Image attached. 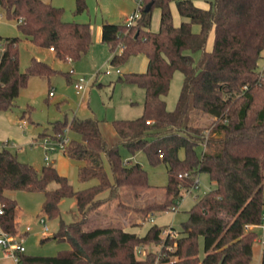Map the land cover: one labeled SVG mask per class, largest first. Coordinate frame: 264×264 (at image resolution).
I'll list each match as a JSON object with an SVG mask.
<instances>
[{"label": "trees", "instance_id": "1", "mask_svg": "<svg viewBox=\"0 0 264 264\" xmlns=\"http://www.w3.org/2000/svg\"><path fill=\"white\" fill-rule=\"evenodd\" d=\"M206 1L207 7H200L193 0H142L132 26L102 23L101 38L113 53V65L144 54L148 66L144 72L119 76L141 86L145 100L141 116L112 121L115 142L108 141L96 117L75 116L53 124L55 139L67 129L80 135L68 142L64 153L85 161L78 170L80 181L96 179V184L75 190L53 163L38 170L20 161L7 146L0 150L1 227L17 232L19 205L9 191H39L45 195L43 213L60 218L59 230L46 239L69 244L54 256L24 254L21 264H252L258 233L247 226L258 224L264 210V75L259 68L264 51V0ZM172 2L182 17L179 25L174 23ZM157 7L160 25L153 31ZM0 9L7 19L16 20L33 43L53 48L63 60H79L93 45L91 24L63 20V7L44 0H0ZM86 9L87 0H76V13ZM212 33L213 47L208 50ZM0 41L5 45L0 55L1 112L14 106L30 76L50 78L60 71L35 57L21 71L20 38L0 35ZM176 71L184 79L177 105L170 111L165 97ZM62 73L73 82V71ZM192 110L213 120L206 127L192 125ZM121 146L131 156L144 152L150 163L166 164L169 181L163 200L141 206L127 203L128 197L140 195V190L151 185L140 162L124 163ZM199 146H203L200 155ZM200 172H207L216 188L194 203L180 234L176 230L165 234L167 228L157 224L145 234L117 226L87 228L92 213L109 200H118L119 208L133 213L132 225L143 224L153 212L174 210L183 192L198 185ZM52 183L56 186L51 187ZM105 191L109 195L101 198ZM65 197H74L78 208V217L69 223L59 207ZM200 237L204 239L203 257ZM147 244L161 245V249L138 258L137 248Z\"/></svg>", "mask_w": 264, "mask_h": 264}, {"label": "rangeland", "instance_id": "2", "mask_svg": "<svg viewBox=\"0 0 264 264\" xmlns=\"http://www.w3.org/2000/svg\"><path fill=\"white\" fill-rule=\"evenodd\" d=\"M200 7H207L206 0H193ZM55 6L64 8L63 20L71 22L90 23L93 34V45L90 51L76 61L70 59L63 60L56 56L54 51L48 47H41L31 41L17 27L16 20L7 19L0 16V35L3 37H19V57L20 69L26 71L31 64L32 58L42 60L54 69L60 71L51 76L32 75L26 86L22 87L14 106L11 109L0 112V150L4 143L8 142L10 149L20 161L27 162L38 170L44 165L53 163L58 171L66 175L71 181L75 190H80L96 184L93 179L89 182H82L78 177L79 167L85 161L71 158L64 154L63 148L57 145L53 137V124L58 120L71 121L73 117L87 118L96 117L102 121V128L106 138L110 143L117 140L116 132L112 126L115 119H134L142 115L145 100V90L136 83L120 80L129 72H144L148 66V58L144 54L132 56L125 64L115 66L110 59L113 55L109 45L102 41L101 26L104 21L111 23H123L126 18L133 14L138 8L135 0H87V9L82 13H76V0H49ZM174 13V23L179 25L180 14L175 2L171 4ZM160 25V9L154 8L151 29L157 31ZM214 34L208 39V50L213 47ZM119 52V48L117 49ZM200 56L195 54L196 59ZM72 80L80 75L90 79L89 86L84 93H77L73 82H69L62 72L72 71ZM121 69L118 73L116 69ZM259 68H264V51L259 60ZM111 70V73H107ZM184 75L181 71H176L171 81L169 93L166 95L167 109L172 111L177 105L181 92ZM52 92V94H50ZM213 119L207 114L196 110L191 111L190 124L206 127ZM25 121V124H24ZM66 138L79 139L80 135L72 130H66ZM47 143H45V139ZM47 147H54L47 150ZM198 154L203 151V146L198 147ZM48 153L50 160H46ZM121 153L124 158H132L128 150L121 146ZM139 156L133 157V162H140L148 172L150 187L140 190V195L135 193L127 198V203L134 206H141L150 201H161L164 199L166 185L169 181L166 164H152L144 152H139ZM184 157V151L180 152ZM105 166L110 176L111 167L105 159ZM198 185L193 186L188 191L183 192L182 199L174 210H164L153 212L143 224L132 225L136 217L131 212L118 207V200H109L104 206L95 210L87 226L88 229L97 227L117 226L124 227L130 232L145 234L153 224L166 227L167 234L170 230L177 234L183 230V222L188 219V211L194 203L204 193L216 188V183L210 178L207 172L198 174ZM56 184L52 183L51 187ZM138 192V193H139ZM9 194L14 197L21 207V219L19 229L24 231L26 225L32 230L25 233L24 245L25 254L54 256L61 250L69 248L67 242H59L55 239H46L56 233L60 228V218H49L43 213L42 204L44 193L28 190H11ZM109 195L108 191L103 192L100 197ZM124 201V199H123ZM124 201V202H126ZM1 207V201H0ZM61 216L65 222L69 223L78 217V208L74 197H65L59 204ZM264 211V210H263ZM44 219L49 226V230H44ZM140 220V217L138 218ZM261 235V229H255ZM18 231V227H17ZM19 232V231H18ZM161 245L147 244L137 248L136 255L143 258L150 250L159 251ZM262 244L254 243V256L252 264H261ZM200 257L205 255L204 239L199 238ZM0 264H16L10 259L4 258L2 246H0Z\"/></svg>", "mask_w": 264, "mask_h": 264}, {"label": "built area", "instance_id": "3", "mask_svg": "<svg viewBox=\"0 0 264 264\" xmlns=\"http://www.w3.org/2000/svg\"><path fill=\"white\" fill-rule=\"evenodd\" d=\"M138 3V8L135 10V12L133 14H131L130 16H128L125 20L127 26H132L136 20L139 17V6L142 4V0H135ZM0 16H5V13L0 9ZM19 21H22V19H20ZM5 45L2 41H0V55L3 54ZM53 50V48H51ZM71 60V59H70ZM116 71L118 73H121V69L117 68ZM107 73H111V70H107ZM262 75H264V68L261 70ZM90 83V79H88L86 76L84 75H80L77 77V79L73 82L74 87L76 88L77 93L81 94L84 93ZM50 94H52V92H50ZM150 121H148L149 123ZM25 124V121H24ZM49 138L45 139V143H47V140ZM57 142V145H59L61 148H63V151H65L66 145L68 144V142L70 140H68V138H66V135L64 136H60L58 140H55ZM8 142H4V146H7ZM54 147H47V150H53ZM46 160H50V157L48 155V153L46 154ZM125 164H128L129 161L125 160L124 161ZM198 182V181H197ZM4 211L3 209V205H1L0 207V214H2ZM41 221L44 223V230L48 231L49 230V226L48 224L45 222V220L42 218ZM249 229L251 230H255L256 228L261 229V235L257 236L256 241H258L259 243L262 244V246H264V211H262V213L260 214V221L258 224H251L247 226ZM32 228L31 226H26V230L25 232H29L31 231ZM24 238H25V233L24 232H16L15 234L9 233L6 230H4L1 225H0V246H2L3 248V252H4V258L5 259H10L13 262H15L16 264H21V259L22 256L25 254L26 252V247L24 245Z\"/></svg>", "mask_w": 264, "mask_h": 264}, {"label": "crops", "instance_id": "4", "mask_svg": "<svg viewBox=\"0 0 264 264\" xmlns=\"http://www.w3.org/2000/svg\"><path fill=\"white\" fill-rule=\"evenodd\" d=\"M44 1H46V2H49V0H44ZM173 11V10H172ZM173 15H174V13H173ZM182 21V17L180 16L179 17V22H181ZM198 29V28H197ZM213 41H214V39H213ZM208 49V48H207ZM50 51H53L52 49H50ZM72 71H73V74H75V70H74V68L72 69ZM72 74V75H73ZM77 79V77H75V78H73V82L75 81ZM4 143V142H3ZM65 154V153H64ZM136 156H139V154L137 153L136 155H133V157H136ZM133 157L132 158H125V160H128L129 162H133L132 161V159H133ZM20 219H21V207L19 206V212H18V217H17V227H18V231L19 232H21V230L19 229V225H20ZM26 226H28V225H26ZM26 226H25V228H24V233H27V232H25V230H26ZM256 242V241H255ZM263 251V246H262V250H261V252Z\"/></svg>", "mask_w": 264, "mask_h": 264}, {"label": "water", "instance_id": "5", "mask_svg": "<svg viewBox=\"0 0 264 264\" xmlns=\"http://www.w3.org/2000/svg\"><path fill=\"white\" fill-rule=\"evenodd\" d=\"M150 7H151V4H148V6H147V8H146V9H147V10H149V8H150Z\"/></svg>", "mask_w": 264, "mask_h": 264}]
</instances>
